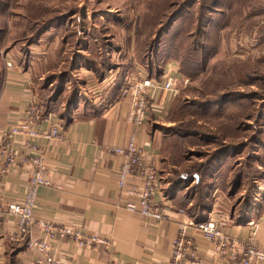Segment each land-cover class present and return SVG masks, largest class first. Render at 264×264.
<instances>
[{
	"label": "rangeland",
	"instance_id": "374dc122",
	"mask_svg": "<svg viewBox=\"0 0 264 264\" xmlns=\"http://www.w3.org/2000/svg\"><path fill=\"white\" fill-rule=\"evenodd\" d=\"M16 50L38 100L67 90L56 112L75 87L96 85L84 67L97 81L117 60L135 70L148 54L153 74L175 60L159 124L168 185L178 179L189 208L217 203L237 217L263 205L264 0H0V54Z\"/></svg>",
	"mask_w": 264,
	"mask_h": 264
},
{
	"label": "crops",
	"instance_id": "0c3cea01",
	"mask_svg": "<svg viewBox=\"0 0 264 264\" xmlns=\"http://www.w3.org/2000/svg\"><path fill=\"white\" fill-rule=\"evenodd\" d=\"M18 57L17 50L0 54L4 62H1L0 67V144H10L15 157V162L5 166L6 171H2L4 158L0 154L2 208L8 201L25 194L31 177V166L18 160L26 157L30 151L21 145V136L10 134L9 131L16 122L27 118L25 111L32 95L36 99L39 97L32 87V63L17 64ZM6 59L12 60V67L5 65ZM167 61L174 69L173 75L177 76L175 60ZM121 63L119 60L115 62V69H112L115 73L111 79H106L109 72L97 81L93 80L94 72L84 67L87 71L83 69L82 75L91 77L88 82L95 81L96 85L86 88L90 89L87 91L84 86L75 87L72 90L73 97L67 95L63 99V112H56L55 104L67 93L65 88L57 92L50 90L51 94L37 99L42 105V118L37 122V128L45 130L51 122L60 121L65 130V138L41 137L37 140L48 166L51 184L38 188L35 217L47 219L54 224L78 226L87 234L99 236L107 242L106 245L91 243L81 246L70 238L58 240L55 244L56 253L69 264H166L171 252V239L176 235L179 225L195 219L186 210L190 203L184 200L186 188L173 192L168 185L169 180H165L164 169L160 165L164 161L161 154L166 135L159 126L163 117L151 112L141 128L143 133L140 137L146 161L159 170L162 178L155 199H159L161 193L169 197L168 216L159 224H154L152 220H145L121 206L124 194L116 183L120 156L106 150L109 145H123L132 129L126 119L130 96L120 94L124 80L122 70H125L118 66ZM79 71H82L81 68ZM157 98L168 107L171 99L169 93L159 91ZM128 181L130 184H138L137 178L130 177ZM180 202H187V205L182 206ZM215 205L217 203L210 205L207 214H220L224 230L239 236L247 234L242 226L246 222L237 223L232 212L215 209ZM246 217L256 221V242L264 248V200L257 212L255 207ZM13 231L11 217H3L0 221V264H34V250L28 248L22 240L11 239ZM33 233L38 234L36 229ZM193 238L198 253L203 257L202 264H218L212 259V244L195 231ZM254 264L264 262L256 261Z\"/></svg>",
	"mask_w": 264,
	"mask_h": 264
},
{
	"label": "built area",
	"instance_id": "2783aa9c",
	"mask_svg": "<svg viewBox=\"0 0 264 264\" xmlns=\"http://www.w3.org/2000/svg\"><path fill=\"white\" fill-rule=\"evenodd\" d=\"M7 67H12V60H5ZM135 70H122L123 84L120 94L130 96V105L126 115L128 123L132 126L123 145H109L108 152L120 156L116 170L117 188L124 194L121 197V206L127 211L137 213L145 220H152L159 224L165 219L170 201L166 193H161L159 199L155 195L160 189L161 175L159 170L149 164L145 158V149L141 140V128L148 118V114L164 116L167 107L162 100L159 101V91L169 93L172 98L175 93L178 77L173 75L171 63L167 61L162 68L159 78L148 75L147 65L141 62L134 63ZM115 71L110 70L106 79H111ZM27 118L16 122L10 128V134L19 135L23 147L30 151L26 157L18 158L31 166V177L27 190L23 196L8 201L4 208L0 205V221L3 217H11L14 231L10 237L13 240H22L28 248L35 252L34 264H69L56 253L55 244L63 238H70L78 245L91 243H105L103 238L87 234L78 226L54 224L34 214L37 192L41 185L51 184L48 166L42 150L37 144L41 137L65 138V130L60 121L49 124L45 130L37 128V122L42 118V105L32 95L26 108ZM0 154L3 155L2 171L15 162L10 144H0ZM137 178L138 184L128 183V179ZM181 212L182 210L179 209ZM209 212L201 221L181 223L176 235L171 239V252L166 264H202L203 257L193 238V231L208 240L213 246L212 259L218 264H254L256 261L264 262V248L260 247L255 238L257 223L254 219L242 225L247 234L236 235L224 230L220 214ZM157 226V225H156ZM36 229L38 234H34Z\"/></svg>",
	"mask_w": 264,
	"mask_h": 264
},
{
	"label": "trees",
	"instance_id": "16d2710c",
	"mask_svg": "<svg viewBox=\"0 0 264 264\" xmlns=\"http://www.w3.org/2000/svg\"><path fill=\"white\" fill-rule=\"evenodd\" d=\"M182 7H184L183 6V4H182ZM179 11V10H178ZM172 21V17H170L169 19H168V23L169 22H171ZM163 52V50L161 51V53ZM148 56V54H146L145 55V59L142 61V63H144V64H146L147 65V68H148V75L149 76H152V77H154V78H159L160 77V75H161V73H162V68H163V65H164V63L162 64V66H158V69H156V71H154V74L152 73V68H151V64H150V61H149V58L147 57ZM92 67V66H91ZM95 70V72H97V69L95 68L94 69ZM104 73H105V71H102L101 70V72H100V74H99V78H102V77H104ZM73 97V95L70 97V98H72ZM225 100H227V99H225L224 98V100H221V102H224ZM214 103V102H213ZM217 103V102H216ZM182 174H184V173H181V176L180 177H182ZM187 174V173H186ZM177 180L178 179H176V180H174L173 181V183L170 185V187H171V190H175L176 189V186H174V184L177 182ZM184 196V200L185 201H190L189 200V197L186 195V193H185V195H183ZM187 205V202H180V205H182V206H184V205ZM179 205V204H178ZM250 207H252V206H250ZM192 208H196L194 211H192ZM186 209H187V211L190 213V214H192V215H194L195 216V219H194V221H201V220H204L205 218H206V214H207V211L210 209V202H209V204L207 203V204H205V205H203V203H200L199 201L197 202V204H195V206L193 205V206H191L190 208L188 207V206H186ZM246 209V208H245ZM244 209V210H245ZM251 211L252 210H250V209H248V211L247 210H245V211H243V214H241V216H237L236 217V219H235V221L237 222V223H245V222H247L249 219H248V217H246L247 216V214L249 213H251Z\"/></svg>",
	"mask_w": 264,
	"mask_h": 264
},
{
	"label": "bare ground",
	"instance_id": "6f19581e",
	"mask_svg": "<svg viewBox=\"0 0 264 264\" xmlns=\"http://www.w3.org/2000/svg\"><path fill=\"white\" fill-rule=\"evenodd\" d=\"M259 196V195H258Z\"/></svg>",
	"mask_w": 264,
	"mask_h": 264
}]
</instances>
